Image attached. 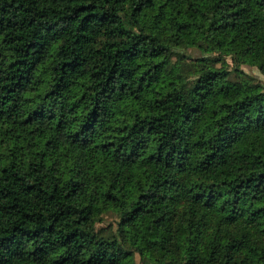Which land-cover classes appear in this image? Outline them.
Returning <instances> with one entry per match:
<instances>
[{"label": "trees", "instance_id": "obj_1", "mask_svg": "<svg viewBox=\"0 0 264 264\" xmlns=\"http://www.w3.org/2000/svg\"><path fill=\"white\" fill-rule=\"evenodd\" d=\"M0 264H264V0H0Z\"/></svg>", "mask_w": 264, "mask_h": 264}, {"label": "rangeland", "instance_id": "obj_2", "mask_svg": "<svg viewBox=\"0 0 264 264\" xmlns=\"http://www.w3.org/2000/svg\"><path fill=\"white\" fill-rule=\"evenodd\" d=\"M189 53L193 57V59L188 60L189 62H192V60H194V58L200 54L197 50L189 51ZM227 63L230 65V60H227ZM253 71H254V74L257 75L258 80H261V79L263 80L262 76L258 73V71L256 69H253ZM231 78H232V81L234 83H236L237 77L233 73L231 74ZM114 220H115L114 215L107 213L104 216L103 222L100 224H97V228H104L106 231H110L112 229H115ZM136 262H139L138 257H136Z\"/></svg>", "mask_w": 264, "mask_h": 264}]
</instances>
